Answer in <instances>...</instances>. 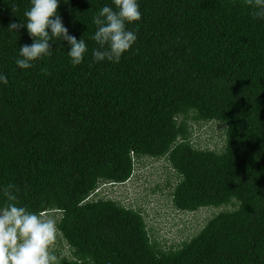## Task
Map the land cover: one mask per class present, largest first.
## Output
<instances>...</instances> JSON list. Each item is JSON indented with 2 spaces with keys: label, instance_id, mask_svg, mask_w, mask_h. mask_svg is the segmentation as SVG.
Masks as SVG:
<instances>
[{
  "label": "trees",
  "instance_id": "16d2710c",
  "mask_svg": "<svg viewBox=\"0 0 264 264\" xmlns=\"http://www.w3.org/2000/svg\"><path fill=\"white\" fill-rule=\"evenodd\" d=\"M139 4L120 63L92 59V17L112 0H70L58 12L86 41L83 63L57 41L21 69L19 47L32 41L8 26L26 23L30 0H0V189L56 217L58 264H264V20L244 0ZM193 121L223 125L222 147L194 145ZM144 158L169 167L175 210L213 212L180 245L106 190Z\"/></svg>",
  "mask_w": 264,
  "mask_h": 264
},
{
  "label": "clouds",
  "instance_id": "9594fccd",
  "mask_svg": "<svg viewBox=\"0 0 264 264\" xmlns=\"http://www.w3.org/2000/svg\"><path fill=\"white\" fill-rule=\"evenodd\" d=\"M61 2L70 4V0H30L31 7L24 12L26 23L14 22L8 26L13 31L26 28L32 41L19 47V56L15 59L17 67L29 69L34 61L50 57L52 45L57 41L66 42L73 66L83 63L88 46L84 39H77L69 32L58 12ZM244 2L252 19L264 20V0ZM112 3L115 9L105 5L92 17L96 30L91 38L97 45L92 49V59L96 63H120L138 39L128 25L141 19L139 0H112ZM0 82H7L6 75L0 73ZM11 188L9 185L0 189L7 201L0 205V264H58V257L52 251L57 223L21 206Z\"/></svg>",
  "mask_w": 264,
  "mask_h": 264
},
{
  "label": "rangeland",
  "instance_id": "374dc122",
  "mask_svg": "<svg viewBox=\"0 0 264 264\" xmlns=\"http://www.w3.org/2000/svg\"><path fill=\"white\" fill-rule=\"evenodd\" d=\"M189 134L194 145L200 148L215 149L223 143V125L217 122H191ZM171 171L162 160L144 158L138 164L133 177L125 184L110 186L108 194L118 197L124 204L140 208L151 226L152 233L159 241L167 245H180L196 234L212 216L211 209L196 212H179L175 210L171 188L164 187L165 180L170 178ZM58 217V216H57ZM45 219L56 217L43 215ZM63 240L57 232L52 251L60 250Z\"/></svg>",
  "mask_w": 264,
  "mask_h": 264
}]
</instances>
